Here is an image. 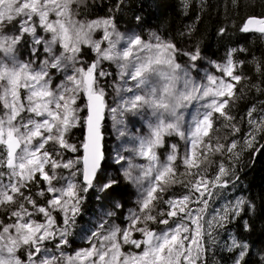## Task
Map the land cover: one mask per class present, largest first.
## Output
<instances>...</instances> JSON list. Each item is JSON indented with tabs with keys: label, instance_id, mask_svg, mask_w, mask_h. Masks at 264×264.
Masks as SVG:
<instances>
[{
	"label": "snow or ice",
	"instance_id": "snow-or-ice-1",
	"mask_svg": "<svg viewBox=\"0 0 264 264\" xmlns=\"http://www.w3.org/2000/svg\"><path fill=\"white\" fill-rule=\"evenodd\" d=\"M174 7L192 23L145 38L119 30L133 0H0V264H264L235 230L258 205L231 195L264 156V46L231 41L264 45V11L218 25L213 58L192 39L208 0Z\"/></svg>",
	"mask_w": 264,
	"mask_h": 264
},
{
	"label": "trees",
	"instance_id": "trees-1",
	"mask_svg": "<svg viewBox=\"0 0 264 264\" xmlns=\"http://www.w3.org/2000/svg\"><path fill=\"white\" fill-rule=\"evenodd\" d=\"M107 3V0H104ZM228 0H208L210 5L208 12L203 16V19L200 23L197 24V32L193 36V40L197 37L205 36L204 44H203V52L208 57L220 58L225 54V47L227 45V41L219 42L216 37V28L221 23H232V20L235 21L236 24L240 23L239 17H243L245 15L256 14L259 15L261 11H264L261 7V0H241V4L250 3L251 6L241 7L239 11V17H232V19L226 20L223 16L221 10L217 9L215 5L221 3H227ZM157 7H153V0H133V9L130 14L124 15L119 18L118 26L121 32H129L136 31L145 38L147 37L150 30H159L160 26L166 21L167 22V30L175 33L178 29H182L185 25L192 23L195 17V11L188 15L182 16L179 15L174 7V0H156ZM231 12L232 10L229 9ZM105 14L104 8H97L92 18L95 16H103ZM141 14L144 17L143 25L138 26L136 21L134 20V15ZM100 35L99 33L97 34ZM255 34L241 35L239 33H235L232 37L231 43L233 45L239 44H249L253 46V50L259 53L262 45L259 39L257 38L255 42H253V36ZM190 46V45H189ZM250 95H255L250 94ZM260 99H264V97H258ZM252 103V100L249 99L247 102H243L240 104L237 109V113H243L246 111L249 104ZM134 126L133 122H130L129 127L132 128ZM108 127L106 126V140L107 144L109 141L108 138ZM84 133V129L80 128L75 131V135L77 139L82 138ZM175 139V138H174ZM182 147V143H181ZM181 170H183L181 168ZM246 174L242 175V181L240 185V190H237L231 193L232 196L241 194L245 196H249L255 199L258 205L257 213L251 218V223L253 224V230L248 233H244L243 229L236 226L235 230L239 233H242L244 237H246L249 241L253 243L255 249H259L264 247V205L261 204V197H264V156L258 157L255 161L254 166H250L245 170ZM96 208L95 203L89 206V212ZM247 218V217H246ZM89 219H95L94 216L86 215L84 220L87 221ZM233 227V226H229ZM80 242L77 241V245L74 247H79ZM225 261L227 257L224 254H221Z\"/></svg>",
	"mask_w": 264,
	"mask_h": 264
},
{
	"label": "rangeland",
	"instance_id": "rangeland-1",
	"mask_svg": "<svg viewBox=\"0 0 264 264\" xmlns=\"http://www.w3.org/2000/svg\"><path fill=\"white\" fill-rule=\"evenodd\" d=\"M206 67H207L208 71H212V69H211L210 66L206 65ZM203 74H204V72L202 70L201 73H200V76H203ZM194 107H195V105H193L191 108L188 109V112L186 113V117L187 118L190 119V115L189 114L194 110ZM132 122L134 123V129L135 130H141V131H144V132L147 131L146 126L144 125V122L143 121L136 119V120H134ZM106 126L109 129V131H108V138H109L108 146L111 147L113 145V143H114V140H113V137H112L110 118L109 119H106ZM175 139H178V138H175ZM180 143H182V147H183V142L181 141ZM164 155L165 154L163 152H161L162 159L164 158ZM137 162L138 163H146V161L143 160V159H141V158H138L137 159ZM238 195H241V194H238ZM219 204H220V201H217V202H215V203L212 204V207L213 208H216V207L219 206ZM92 220H95V219H92Z\"/></svg>",
	"mask_w": 264,
	"mask_h": 264
}]
</instances>
